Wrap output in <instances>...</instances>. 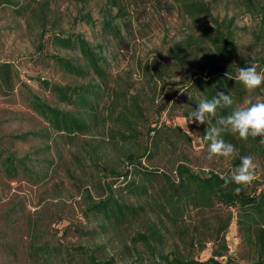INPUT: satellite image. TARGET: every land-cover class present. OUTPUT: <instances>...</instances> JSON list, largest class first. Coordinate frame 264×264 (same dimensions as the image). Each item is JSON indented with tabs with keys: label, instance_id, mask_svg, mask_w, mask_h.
I'll return each mask as SVG.
<instances>
[{
	"label": "trees",
	"instance_id": "1",
	"mask_svg": "<svg viewBox=\"0 0 264 264\" xmlns=\"http://www.w3.org/2000/svg\"><path fill=\"white\" fill-rule=\"evenodd\" d=\"M20 1L0 0V8L7 6L21 16L34 13L33 4L40 5L38 0ZM76 1L86 5L89 0ZM151 1H106L107 10L99 21L101 33L116 43L121 54L128 55L131 51L130 39L135 34L133 24L146 16V7ZM245 3L248 9L256 10L264 23V0H245ZM177 4L201 31L172 46L168 50L169 61L160 55L155 62L140 64L146 87L135 92L130 82L121 78L113 80L111 62L103 47H94L82 34L52 36L55 46L78 53L79 59L44 53L46 42L42 39L46 33L43 29L39 54L73 76L76 82L62 86L40 80V85L57 103L70 109L53 106L30 92L29 105L46 122L47 130L25 133L14 139L27 141L30 137H38L46 141L50 151L48 140L53 134L63 145L73 144L85 136H103L90 158L92 166L112 181H98L96 189L105 196L99 200L93 198L89 188L80 187L79 193L85 204L83 216L89 226L70 223L62 229L63 235L73 234L88 240L110 236L113 241L125 229L134 228L130 245L125 246L127 257L132 259L130 264H264V173L262 178L256 177L250 184L233 182L225 186L220 179L224 173H198L189 166L192 142L183 129L167 126L158 119L150 120L151 113H156L157 118L163 116L168 111L166 106H169L171 116L180 111L187 118L198 108L201 99L211 100L221 91L231 94L234 100L231 107L218 109L216 117H210L205 124L195 122L204 139L206 128L220 127L218 119L229 115L238 105L245 106L249 100L253 103L264 101V83L248 91L235 79L239 68L253 64L264 74V52L251 50L243 54L236 40L234 19L221 20L214 16L211 7L203 1L177 0ZM76 21L96 26L91 12L80 14ZM256 39L261 37L256 36ZM18 85L27 86L17 67L11 62L0 61V94L12 96ZM166 86L169 90L164 94ZM223 138L239 152L238 156L231 157L229 170L225 173L240 165L241 156H251L264 170V144L260 143V137L242 140L238 135L224 133ZM205 142L207 146L210 143ZM102 143H109L116 160L124 166L123 171L117 170L116 162L110 161L106 153L98 156L96 150ZM72 157L77 163L83 160L77 154ZM36 159L38 161L30 154L17 156L0 137V181L15 182L23 177L33 185L44 182L54 173V159L39 160L38 170L33 167ZM166 159L170 160L171 169L163 171L155 166ZM144 162L152 168L146 167ZM259 171L255 169V176ZM73 173L69 169L66 171L67 176L78 183ZM121 179L123 181L119 183ZM118 183L123 186L117 188ZM237 187L240 188L238 193L234 191ZM128 195L133 196L134 202L126 199ZM2 196L0 191V203ZM17 207L11 206L0 216L1 252L15 260L24 255L40 264L65 254L70 258L68 261L75 264H121L115 257H103L106 246L102 244L94 249L66 247L61 242L54 243L55 236L51 240L45 239L44 229L40 228L36 218L18 215ZM62 221L60 218L56 224ZM234 221L241 239L238 254L231 252L227 241ZM24 226L33 233L27 255L17 243L13 244L20 238ZM172 238L174 250L166 253L164 247ZM209 244L211 257L205 261L197 260L194 252L206 250Z\"/></svg>",
	"mask_w": 264,
	"mask_h": 264
},
{
	"label": "rangeland",
	"instance_id": "2",
	"mask_svg": "<svg viewBox=\"0 0 264 264\" xmlns=\"http://www.w3.org/2000/svg\"><path fill=\"white\" fill-rule=\"evenodd\" d=\"M107 0H89L86 5H82L76 0H38V4H33L36 11L31 14L18 15L9 7L0 8V61L11 62L19 70L22 82L27 86L18 85L14 95L4 97L0 94V137L13 150L17 156L32 155L43 161L46 157L54 159V173L44 182L33 185L20 177L15 182L0 181V191L2 192V202L0 203L1 212L8 210L13 205H18L17 212L21 216H32L39 222L40 228L44 229L45 239L51 240L54 236V243L61 242L66 247H89L94 249L96 246L105 245L103 250L104 258H117L121 264H130L131 258L127 257L126 245H130L129 238L135 233V229H125L123 234L110 239V236L100 237L96 240H88L74 236L73 234L63 235L62 229L70 223H82L89 226L83 216L85 209L83 195L79 193L80 187L89 188L95 200L105 196L96 189L100 180L111 182L112 179L105 176L102 171H98L92 166L91 154L103 136H85L77 139L73 144L63 145L55 134L49 138L51 144L50 151L46 147V141L41 138L30 137L27 141L14 139L15 136L25 133L46 132V122L37 115L29 105V93L33 92L40 98L48 101L51 105L62 109H70L57 103L51 93L45 91L40 85V80H48L62 86L72 85L76 79L67 74L63 69L51 60L42 58L39 54L38 45L40 34L45 30L43 37L47 54H59L70 59H79L78 53L61 49L52 43V36L55 34L70 35L82 34L94 47H103L104 53L108 56L112 66L113 80L120 78L133 85V91L144 90L146 87L145 77L142 75L140 64L152 63L163 56V60L169 61L168 50L182 42L191 34H199V25L191 21L178 8L177 0H152L147 5L146 16L139 22L133 24L135 34L130 39L131 51L128 55L121 54L117 45L110 38L101 33V14H104ZM208 4L212 9V14L221 20L234 19V28L237 29L236 40L240 45L243 54H248L251 50L264 52V23L256 10L248 9L245 0H200ZM20 2H23L21 0ZM25 3V1H24ZM153 5V6H151ZM91 12L96 26L76 21L80 14ZM116 10L113 11V14ZM263 33V35H262ZM256 36L261 37L260 40ZM166 54V55H165ZM84 82V81H81ZM135 87V88H134ZM164 94H167L169 87H165ZM164 107V106H163ZM168 111L163 116L157 118L156 113H151L150 120L164 123L171 127H180L191 138L192 148L190 151L189 166L198 173H209L211 171L225 173L229 170L231 157L215 156L208 159V146L201 134L198 132L195 122L186 124L182 112L178 111L175 115H170ZM72 110V109H71ZM154 124V123H153ZM96 152L98 156L106 153L109 160L116 162L117 170L123 171L124 166L116 160V154L112 151L109 143H102ZM100 151V153H99ZM73 154L82 156V162L77 163L72 157ZM37 159L33 167L36 170L40 167ZM61 163V165H60ZM103 165L102 162H100ZM184 163V162H182ZM59 164V165H58ZM257 170L256 177L262 178L264 170L257 161H254ZM146 167L152 168L151 164L144 162ZM157 168L163 171L171 169L169 159L160 160L155 163ZM52 167V166H51ZM59 167V169H57ZM71 170L75 178L67 176L66 171ZM84 170V171H83ZM1 176V175H0ZM123 180L121 179L119 183ZM117 184L123 186V184ZM128 201L134 202L133 196H126ZM63 219L61 224H56L58 219ZM25 224V221H23ZM33 233L21 228L20 238L18 237L13 244L17 243L21 251L29 253L30 237ZM112 241V242H111ZM228 245L231 252L238 254L241 239L238 236L237 225L234 221L227 235ZM174 239H170L164 247L166 253L174 250ZM65 250V249H63ZM211 244L207 249L194 252L197 260L205 261L211 257ZM66 258V261H64ZM122 259V260H121ZM31 259L21 255L19 260L1 252L0 264H36ZM67 256L52 257L48 262L40 264H75L68 261Z\"/></svg>",
	"mask_w": 264,
	"mask_h": 264
},
{
	"label": "clouds",
	"instance_id": "3",
	"mask_svg": "<svg viewBox=\"0 0 264 264\" xmlns=\"http://www.w3.org/2000/svg\"><path fill=\"white\" fill-rule=\"evenodd\" d=\"M166 55V54H165ZM235 79L239 80L248 91H252L264 83V74L257 71L256 65L239 68ZM234 100L231 94L217 92L215 96L209 99H201L198 108L192 110L185 119L186 124L197 122L205 124L210 117H216L217 110L224 107H231ZM220 127L206 128L204 139L209 141L208 159L215 156L235 157L239 155L238 149L230 142L223 138L224 133L238 135L242 140L249 137H260V143L264 144V101L258 100L253 103L246 101L245 106H237L227 116H221L218 119ZM240 165L231 170L230 173L220 175L224 185L236 183L238 185L250 184L256 179L255 168L251 156H241ZM239 192L240 188L234 189Z\"/></svg>",
	"mask_w": 264,
	"mask_h": 264
}]
</instances>
